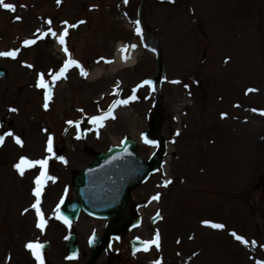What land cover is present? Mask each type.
Returning a JSON list of instances; mask_svg holds the SVG:
<instances>
[{
	"label": "rangeland",
	"instance_id": "1",
	"mask_svg": "<svg viewBox=\"0 0 264 264\" xmlns=\"http://www.w3.org/2000/svg\"><path fill=\"white\" fill-rule=\"evenodd\" d=\"M141 1L5 0L15 5L14 12L0 6V52L17 53L15 58L0 56V65L8 70L0 79V136L5 138L0 151V187H5L0 190V264H38L26 248L38 240L52 242L44 264H84L89 246L79 236L80 255L68 259L67 236L81 228L100 231L104 222L82 214L72 223H58L54 190L63 201L73 197L75 176L97 153L120 137L139 142L157 100L152 83H144L157 73V48L164 64L158 131L170 152L132 191L145 203L146 223L111 239L99 264L264 262V0H144L142 8ZM140 19L145 36L138 43L147 41L156 49L144 50L132 67L90 80V69L113 63L108 64L115 60L118 42H132ZM61 29L68 33L63 53L57 52L52 35ZM26 40L35 43L25 45ZM69 59L82 60L86 75L69 66L66 78L55 83L54 102L43 109L37 79L41 73L51 79ZM116 97L129 101L126 114L110 123L92 122ZM139 144L138 152L149 159L151 148ZM16 146L18 152L10 155ZM60 147L65 148L63 160H56L52 154ZM22 157L47 159V173L54 179L47 182L48 189L41 188L43 230L30 206L37 199L35 180L42 169L25 165L21 176L15 165ZM156 211L161 220L149 227L148 217ZM213 223L225 227L213 228ZM157 232L158 247L152 244L129 258L130 239L152 241Z\"/></svg>",
	"mask_w": 264,
	"mask_h": 264
},
{
	"label": "snow or ice",
	"instance_id": "2",
	"mask_svg": "<svg viewBox=\"0 0 264 264\" xmlns=\"http://www.w3.org/2000/svg\"><path fill=\"white\" fill-rule=\"evenodd\" d=\"M57 2L59 3L60 0H57ZM125 3H127V0H125ZM0 6H2L5 9L11 10L13 12L15 11V5L10 4V3H5V0H0ZM17 19H20V17H17ZM49 23H51V22L49 21ZM81 23H83V21H81ZM137 23H139V21H137ZM138 31H139V29H138ZM52 35H55V33H52ZM66 35H67V32L65 31V33L63 35H60V37H59V42L62 45L65 43V36ZM24 43H25V45H31V44H34L35 41L34 40H26ZM65 52H67V48H65ZM16 54H17L16 51L0 52V56H4V57L15 58ZM72 65L80 68L81 75H86V73L83 70V67L79 64V62L75 61L74 59H69V60H67L64 63V65L60 69L59 73H57V74L52 76L53 81H55L56 79L61 78V77L66 78V76L64 74L66 73V71L69 68V66H72ZM28 67H32V66L28 65ZM144 83L145 84H150L151 82L150 81H145ZM173 83H178V81H173ZM37 87H40V88H47L48 87V85L46 84V82L44 80V74L43 73L40 74V78L38 80ZM247 91L248 92H253V91H256V90L255 89H248ZM48 98L49 97L46 95L45 104H44L45 109H47V107H48V104H47ZM131 99H135V96L131 97ZM128 102H129L128 100L116 101V102H114L113 107H115L116 105H119V104H127ZM11 111L15 112L17 110L16 109H11ZM111 111H112V109L110 108L108 114L102 115V116H97V117H92L91 118L92 122L96 123V122L103 121L109 115H111ZM253 111H255V110H253ZM261 114L264 115V112H262ZM112 118H114V117H112ZM68 123L71 124L72 122L69 121ZM101 126H103L102 123H101ZM6 135L12 136L13 133L8 132V133H6ZM15 140H16L17 144H21L22 145V141L20 140L19 137H16ZM3 141H4V137L0 136V145L3 144ZM145 143L153 144L155 142L151 141V140H148L147 137H145ZM47 151H49V152L52 151V137H49V139H48ZM60 159L63 160V157H61ZM47 163H48L47 159H43V160H39V161H30L27 158L22 157L20 159V161L15 165V168L19 171L21 176L24 174V171H25V167L24 166L25 165H27V166H35V165L38 164L40 166V168L42 169V171L40 173V176H38L36 178V180H35V184L37 185V187L34 190V195L36 196L37 199H36V203L32 205V207L36 209L37 216L39 217V221L37 223V227L42 229V230L45 227L46 221H45L44 216H43V214L41 212L39 204H40V196H41V188H42V184H43V179L46 176ZM65 163H66V161H65ZM48 178L52 179L51 177H48ZM167 183H171V181H167ZM158 198H159L158 196L157 197H153V199H158ZM25 211H27V209ZM57 211H59V206H57ZM57 218L58 219H63L65 224L68 223L67 217H59L58 216ZM205 223H208V222L206 221ZM211 227L217 228V229H223L225 226L222 225V224L213 223V224H211ZM231 234L237 240H239L241 243H243L245 245L248 244V241L244 237L237 235L235 232H233ZM252 243L254 244L255 241H253ZM152 244H156L157 247L159 246V233L158 232H157L155 238L152 241L145 242L144 250L145 251L149 250V247ZM26 248H28L32 252V254L35 257V259L37 260L38 264H44V260H43L42 254H41V249L43 248V245H41L39 242H35V243L34 242H29L26 245ZM74 258H75V254L73 256L68 257V259H74ZM157 264H158V262H157ZM259 264H264V262H259Z\"/></svg>",
	"mask_w": 264,
	"mask_h": 264
},
{
	"label": "water",
	"instance_id": "3",
	"mask_svg": "<svg viewBox=\"0 0 264 264\" xmlns=\"http://www.w3.org/2000/svg\"><path fill=\"white\" fill-rule=\"evenodd\" d=\"M0 73H4V72L0 71ZM154 131H156V128L153 124L150 133H153ZM115 149H113V151ZM132 149H134V147H132ZM112 152L106 154H99L96 158V161L94 162V164H92L91 167L94 168L95 166L99 165L101 172L100 177H103L110 182L121 183L132 177H134V179L128 183L123 184L121 189V194L118 195V201L116 205L114 204L108 207L95 208L96 211H101L102 213H104L105 214L104 216H114L123 207H125L130 200V194H129L130 187H132L136 182L144 179L149 174L150 171L156 168L158 163L157 156L154 157L150 163H145L141 161V159H138L135 156V154H133L132 156H123L118 159L108 157L112 154ZM134 158L136 159V161L140 163V167L137 166L136 169H134L135 165H133L135 160ZM84 171L85 169L81 172L79 176H77L75 180V188L77 194L79 195L80 202H76L74 204V208H73L75 209L74 211L66 210L68 214H70L72 217H74L75 214L79 211L80 203L82 205H88L84 200L85 197L84 189L86 188V183L88 181L87 174H85ZM112 229L114 230L115 226L113 228H109L107 233H109ZM107 236L108 234H106V237ZM71 242L73 245L70 246V249L71 250L76 249V245L74 244L75 243L74 239H72ZM101 243L102 242H100L99 244Z\"/></svg>",
	"mask_w": 264,
	"mask_h": 264
},
{
	"label": "bare ground",
	"instance_id": "4",
	"mask_svg": "<svg viewBox=\"0 0 264 264\" xmlns=\"http://www.w3.org/2000/svg\"><path fill=\"white\" fill-rule=\"evenodd\" d=\"M129 49V54H130V59H128L126 62H123L120 58L121 52H118V58L117 61L115 63H113L112 65L109 66H98L96 67L89 75V79H97L99 77L102 76H106L109 74H114L116 73L118 70L124 68V67H128V66H132L135 64V62L139 59V57L142 55V51L139 50L138 48L130 51ZM125 108L123 110H121V115H123L125 112ZM20 131L17 130L16 133H19ZM119 142V141H118ZM5 146V145H4ZM3 147H1L0 150H2ZM156 151V148H151V153H154ZM164 152L169 153L170 151L168 149H165Z\"/></svg>",
	"mask_w": 264,
	"mask_h": 264
}]
</instances>
